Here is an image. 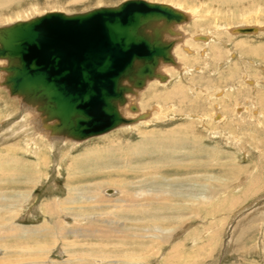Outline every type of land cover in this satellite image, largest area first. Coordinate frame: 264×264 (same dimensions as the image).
<instances>
[{
    "label": "rangeland",
    "instance_id": "rangeland-1",
    "mask_svg": "<svg viewBox=\"0 0 264 264\" xmlns=\"http://www.w3.org/2000/svg\"><path fill=\"white\" fill-rule=\"evenodd\" d=\"M121 1H123V0H77V1H75V0H10V1L4 0L3 1L2 0L0 2V25L9 24V23L17 21L19 19L26 20V19H29V18L34 17L36 15H41L47 11H52V10H59V11H65V12L71 13V12L84 11V10H87V9H90L93 7H98V6L115 5ZM149 1H157V0H149ZM158 1L159 2L165 1L166 3H171L173 5L174 4L177 5V3L182 4L183 9L188 10V8H190L189 9L190 11L189 10L188 11L191 13H194V11L197 10V12L195 11L197 13V16L194 15L192 21L190 23H188V25H184L182 27V29L185 28L184 30L187 31L186 33L187 34L190 33V35H194V33L195 34L200 33V34H209V35H212L213 37H215L214 39L211 38L212 41H210V44L208 43L209 46L206 45L207 49H208L207 50V52H208L207 57L206 58L201 57V53H200L201 49H200L199 45H197V44L195 45L196 42L192 39V37H189V39H190L189 42H191V43H189L190 44L189 46L192 49H194L195 54L194 55L188 54L183 48L178 49V53H179L178 56L180 55L179 56L180 61H182L183 64L185 63L184 64L185 66H188L186 69L187 72L184 71L182 74H180V72H177L178 70L173 67V68H171L172 71L170 73L172 75L173 74L175 75L176 73L177 74L175 76L173 75L172 83H170L171 85L164 86V85H161L162 83L160 84V82L157 81L159 84L157 82H153V83H151V85L148 86V89H146L147 91L145 92L146 94L144 93L146 95V97L143 95V98H142V106L146 109H149L152 105H157L158 102H159L160 106L163 105L161 107V109H162V113L164 111V114L160 113V114H158V116L156 115V117L158 119L156 117H154V119L152 118L153 119L152 120V119H149L151 117V116H149V118H147L146 120L139 121V125H136L137 127L134 126L132 128L131 127L129 128V125L127 127L124 126V129H122L123 127H120V129L118 128V129L113 130L112 132H109L107 134H104V135H101L98 137H93L92 139H90V141H89L90 143H86V144L83 143V144H78V145L68 144V145L64 146L65 148L63 146H62V148L59 146V148L56 149L55 151H52L48 147H46V146H48V145H46V142L42 143L39 140L37 141V143L38 142H40V143L35 144V145H33V144L30 145V148H28V150H26L25 148L12 149L10 146L5 145L6 144L5 140H3L1 137L0 142L2 139L3 143L2 142L0 143V264H25V263L27 264L31 260L36 261L39 258V256H38L39 252L43 249L42 245H44V244L47 248V249L44 248L45 253H43V256L47 257V259L46 258L45 259L48 260L49 258H52L54 260H58L57 263L63 261V264H70V263L75 264L76 262H78V258L76 260V258H74L75 256L81 257L82 259L80 262H82L83 264H107V262H108V264H111L109 261H107L105 259L112 260V259H116V258L118 260L122 259L121 261H123V262H119L118 264H129L131 261L136 263V264H139L138 262H140V261L143 264H264V249H263L264 248V212H263V214H261L260 213L261 210L257 211V209H259V208H262V210L264 211V200L261 203L262 205L260 204L254 208L252 206V205H256L258 200L261 201V199H264V131H263L264 128L259 127L260 128L259 129V128L255 127V123H257V122L256 121L254 122L253 117L249 118V115H247L248 117H245V118H246L247 122H249V123L245 126L246 127V129L244 128L245 131L242 130L238 134V139L240 138L239 139V143H240L239 148L240 149H238V147L235 146V141H233L234 138H230L231 140L226 139L224 137V133L222 136H219L221 134L215 133L217 135L216 136L215 134H210L211 131L203 132V131H201V128L199 127V125H197V127L199 128L198 133H200V131H201V133H200L201 138H200V136L198 138H200L199 140H201V141L196 146H192V147L188 146V148H187V146L186 147L183 146L182 142H180V144L178 146H175L173 148L171 146L172 143L170 144V141H171L170 139L168 141H165V140H167V138L163 139L161 137V135H164V133L173 132L172 131L173 129H174V131H180V129H182L184 127L185 123L188 124L187 120H185V117L187 118L188 113L198 114V116L201 115L202 118H204L205 116L208 117L209 115L211 117L214 116L213 114H215V110H214L215 108L212 105H213V101L214 100L216 101L217 98H212L213 99L212 102L209 100L207 101L206 100L207 96L205 94L206 91L201 92L203 89L204 90L207 89V91L209 89V90H211V92H214L215 89L223 88L226 91H228L227 93L229 95H231V97L233 98V99L232 98L231 99L233 101L236 98L240 102H243V99H242L243 96L248 95V93L250 95L252 92H253V95L255 93H256V95H257V93L264 94V87H262V86H264V81H263V79H264V60H263L264 58L263 57L264 56L263 55L257 56L258 55L257 53H251V51H252L251 49L259 48L260 45H261V47H263V45H264V32L259 33L260 34V35L258 34L259 36L258 35L257 36H251L252 38L249 36L244 37L241 35L232 37V36H230L231 34L229 33V31L227 29V27H232V26L239 25V24H257L259 22H260V24H264V0H257L256 2L255 1L251 2L250 0H246V1L240 0L238 3H234L233 1H231V3H229L227 5H223L225 3H218L217 0H195V2H192V1L190 2L188 0L185 2L182 1V3L180 0H179L180 2H178V0L177 1L175 0L176 1L175 3L173 2V0L172 1L171 0H158ZM211 1L214 3L212 4ZM195 7H197L198 9ZM206 8L208 10H206ZM194 20L202 21V25H200V27L198 28L200 30V32H199V30L195 29V27H196V26H194L195 23H192ZM256 20H258V21H256ZM196 21H194V22H196ZM218 24L220 26H218ZM221 30H222V32H220ZM239 34H243V33H239ZM229 37H231V38H229ZM221 40H224L225 42L224 41L222 42ZM220 41L224 44H222ZM201 44H202V42H201ZM212 44H214V45L211 46ZM220 45H222V46H220ZM218 49H220V50H218ZM197 52H198V54H197ZM199 53H200V55H199ZM184 54H186V55H184ZM195 55H196V58L198 57L197 59H195ZM199 57L201 59H199ZM183 58L185 59V61ZM186 58H187V60L189 59L190 61L188 60V62H186ZM196 60H197V62H196ZM246 60L248 61V63L246 62ZM249 60H252L253 62L252 61L251 62L254 65ZM244 62L247 64H245ZM0 64H2V63L0 62ZM220 65H221V67H220ZM167 66H169V65H167ZM198 66L201 68L200 69L201 72H200V70H198L199 69ZM166 69H168V68H166ZM166 69H164V71H166ZM195 69H197V71H194ZM189 70H191V71H189ZM230 72L232 73V75ZM244 73H246L248 75L249 79H259L260 82L258 81L259 83L257 82L255 84V86H256L255 88H253L251 84L245 83V81L243 80ZM200 74L202 76H200ZM220 76H222L223 78ZM241 76H242V78H241ZM230 83H232V84H230ZM189 84H191V85H189ZM207 84H209V85H207ZM179 85L180 86L182 85L181 88H183L182 90L184 92L180 89H179V91H178V89H175V88H179L178 87ZM193 85H195V86H193ZM233 85H235V88ZM240 85H242V87ZM208 86H210V87L208 88ZM154 87H155V89H154ZM194 87H197V88L200 87L203 89L200 90V89H196ZM205 87H207V88H205ZM250 87H251V89H248ZM165 88H166V90H165ZM229 88H231L232 90ZM238 88H239V90H238ZM240 89L241 90L246 89V90L241 91ZM191 90H193V91L195 90L197 94L194 95V93H192L193 91H191ZM199 90H200V92H199ZM181 91H182V94H180ZM247 91H248V93H247ZM230 92L233 93L234 95L231 94ZM237 94H239V95H237ZM197 95H199V96H197ZM235 95H237V96H235ZM7 96H8V98H7ZM180 96H182V97H180ZM181 98L182 99L184 98V99L182 100ZM9 100H13L14 102L9 101ZM230 101L231 100H229V102ZM226 102H228V101H225V103ZM229 102H228V107L226 106V108H225L224 104L222 105V107H219L221 109L220 111L223 112L224 114H227V116L229 114H231V110L234 109L232 104L230 105ZM16 103H18V100L9 96V93L7 92L6 89H5V91L0 90V106H1L0 107V118H2L3 116L5 117L7 114H9V112L11 113L12 110L14 113V109H15V112L16 111L17 112L14 113V115H13V116H15L14 121L15 122L19 121V118H17V115H16L19 113L18 104H16ZM167 103H169V104H167ZM173 103H174V105H172ZM13 105H16V106H13ZM219 105H220V101H219ZM223 106H224V108H223ZM263 106H264V104L262 103L261 108L264 109ZM4 107H5V109H4ZM167 108H168V110H167ZM228 108H230V109L228 110ZM204 113H206V114H204ZM259 116H260V119H262V122H264V118H263L264 113L260 114ZM164 117H165V119H163ZM250 120H252V122ZM146 121H148V122L146 123ZM195 124H196V122H195ZM252 125L254 126L255 130L253 129ZM130 126H132V125H130ZM250 128H252V129H250ZM202 129H204V128H202ZM205 129H207V128H205ZM141 130H143V131H141ZM226 130L229 131L231 129L228 128ZM150 131L155 132V133L152 134ZM146 132H149V133L146 135ZM162 132H163V134H162ZM227 134H226V137H229V133H227ZM159 135H160V137H159ZM248 135H249V137H248ZM257 136H258V138H257ZM28 137H30V135H26V138H28ZM144 137H146V138H144ZM157 137H158V139H156ZM143 138L144 139L148 138L150 141L147 139V141L145 140L147 143H145ZM241 138H242V140L244 139L243 142H242ZM141 139H142L143 143H142ZM154 139L157 140L156 141L157 143L153 142V141H155ZM160 140H162V141L160 142ZM151 141L155 145L152 144ZM16 142H19V141H16ZM131 143L133 145L134 144L139 145V147H138L139 152L138 153H135L134 149L131 148L132 147ZM21 144H23V142ZM166 144L168 147L166 146ZM169 144H170V147H169ZM44 145H46V146H44ZM115 145L117 146V148ZM180 145H182V147ZM36 146L39 147V149L37 148L38 151L35 150ZM127 146L128 147L130 146V148H128ZM95 147L98 148L97 152L99 150L100 153L96 152L95 154H93L91 156L90 160H88V162H86V158L79 159L77 162L78 166H80L79 169H77L75 171H70V172H72L70 175L69 170L67 169V166L71 162L72 158L74 156L75 157H77V156L82 157L85 155V150L91 149V148L93 149ZM145 147H147L148 149H146ZM149 147H151V148L149 149ZM164 147H167V148L164 149ZM184 147H185V149H184ZM101 148H102V150H105L106 152L102 151ZM158 148H159V150H158ZM168 148H170V149L168 150ZM181 148H182V150H181ZM141 149H143V150H141ZM191 149H193V150L191 151ZM40 150H41V154L39 152ZM46 150H47V152H46ZM109 150H110V152H109ZM148 150H149V152H148ZM164 150H166V151H164ZM170 150H173V151L170 152ZM209 150H210V152H209ZM146 151L149 154L146 155V153H147ZM151 151H152V153H150ZM195 151H196V154L194 155ZM221 151H223L224 153ZM130 152H131V155H130ZM132 152H133V154H132ZM168 152H170V153H168ZM175 152H176V154H175ZM215 152H216V154H215ZM101 153H103V154L101 155ZM112 153L114 154V156ZM171 153H172V155H171ZM211 153H213L214 156ZM64 154H67L68 156L70 155V157H68L67 155L65 156ZM99 154H100V157L102 156L101 158L99 157ZM168 154H170V157ZM40 155L43 158V160L45 159V161H44L45 163L44 162L42 163L43 165L40 167V169H39L40 173H39L37 171L38 165L34 166V162H35L34 160H38V156H40ZM110 155H111V157H110ZM141 155H146V156L142 157ZM150 155H152L153 157ZM157 155H158V157H157ZM165 155H166L167 160L165 159V157H163ZM185 155H186V157H185ZM120 156L123 158H121ZM159 156H161V157H159ZM190 156H192V157H190ZM10 157L14 158L13 161H18L16 163H20V162L22 163V164L21 163L15 164L13 166L17 167V169L19 171V172L17 171L18 173H20V172H22V174L24 173V177L22 175L15 176L13 178L11 177L8 170H10L9 167L12 164L6 163V161H7L6 158H10ZM176 157H179V158L176 159ZM197 157H199L200 159ZM111 158H113V159H111ZM168 158L170 161L169 163H168ZM109 159L111 160V162ZM151 159H153V160H151ZM160 159L161 160L163 159V160L161 161ZM102 160H104V161H102ZM106 160L108 161L107 163H106ZM144 160H145V162H143ZM154 160L155 161L157 160V165L159 163L158 167L156 166V162H154ZM158 160L161 162H159ZM172 160L175 164L172 162ZM188 160H190V161H188ZM193 161H194V163H193ZM148 162L150 163V165ZM164 162H165L166 167L163 164ZM81 163L83 165H81ZM152 163H154L153 164L154 168L151 167ZM197 163H199V164L196 165ZM124 164H125V166H123ZM113 165L115 167L117 166L118 168L120 166L119 169H122L121 172L118 171L117 167L114 168ZM121 165H122V168H121ZM136 165L138 166V168ZM139 165H140V167H139ZM184 165L186 166V168H184L185 167ZM144 166L145 167L148 166V167L145 169ZM159 166L160 167L163 166V167L160 168ZM197 167H199V168H197ZM32 168H34V169H32ZM105 168H107V169H105ZM148 168H150L151 170ZM174 169H176V171ZM126 170H128V171H126ZM131 170H132V172H131ZM149 170L150 171L155 170L153 177L155 178V176H156L157 179H154V180L149 182V184H151L152 186L149 185L148 183L145 186L149 187L148 189H153V191L156 193V196L153 195V197H155V199H153V200L155 202H157L159 200L157 203L154 202L150 206L151 208H148V206L142 207V208L139 207L140 210H139V208H137V210L134 209L135 214L130 213V215H129L128 213L120 212V208L118 206L117 207L113 206L112 204H117L115 202L114 203L113 202L112 203H106L104 205L105 208L102 206L103 210L101 208L98 209V207L91 204L90 207L88 206L86 208L87 211H85V212H87V213L90 212L98 218H99V214L101 213V211L103 213L108 208H109L108 210L112 209L111 212H113L114 214L111 216L108 215L110 218L108 216H106L109 219V221H111V223H110L111 226L112 225L114 226V227H112V228H114V231L112 230V232H113L112 236L104 237V238L88 236V237H85V238L82 237L79 239H76L73 235L70 236V234L66 235V237L59 236V231L61 228H64V229L72 228L70 220L65 221V218L63 216L65 215L67 217H71L72 216V214H70L71 211H68V210H69V208L74 207V205L62 204V202L66 201L69 196H70V199L72 198V195H71L72 193H74L73 194L74 196H77L79 194H86V195L91 194V196L92 195H94V196H98V195L101 196L102 195L103 197H111V196L118 195L117 192H119L118 189L120 188L121 192L123 191V195L128 193V195H130L132 198L135 197V199L140 201V199H142V198H140V197L138 198V195L137 194L135 195V192L137 191V188L143 186L142 185V183L144 181V178H142L144 176L143 174L146 171L148 172ZM168 170H170V171H168ZM230 170H231V172H228ZM137 171H138V173H137ZM142 171L143 172L145 171V172L143 173ZM157 171H159L160 173ZM180 171H182V172H180ZM196 171L199 173L197 174ZM108 173H110V175H108ZM134 173H135V175H133ZM187 173H189V174H187ZM113 174H114V176H113ZM115 174H117V176ZM231 174L233 176H231ZM168 175L170 176V178ZM72 177H74V178H72ZM137 177H138V179H136ZM186 177H188L187 179L190 178L189 181L186 179ZM195 177L197 178V180L199 179V181H200V182H198L196 180L197 184L195 182V179H196ZM146 178H148V177H146ZM227 178H230L229 182H230V184H233V185H230L229 187L224 186V182H225V180H227ZM124 179H126V180L124 181ZM177 179H178V181H177ZM110 180H112V181L114 180V182H115V180H116V182H117V180H119V182H120L119 184H122V186H118V184L117 185H111V186L106 185L105 183L107 181H110ZM141 180H143V181H141ZM233 180H234V182H233ZM130 181H132V182H130ZM179 181H181V182H179ZM54 182L56 183V186L52 187V184ZM168 182H169V184H168ZM189 183H190V185H189ZM193 183H195V184H193ZM127 184H129V185L131 184L130 186H133V187L127 186ZM191 184H193V185H191ZM99 185H102L100 190L97 191V190L93 189L94 187H96V186L98 187ZM136 185H139V187H137ZM168 185H170L172 187H170ZM234 186H236V187H234ZM112 187H115V188H112ZM153 187H155V188H153ZM192 187H194V188H192ZM195 187L202 188L201 189L202 191L200 190V188L198 189ZM246 187H247V190H246ZM132 188L134 189L135 192L133 191ZM187 188H189V189L186 191ZM206 188H207V190H206ZM208 188L209 189L211 188V189L209 190ZM213 188H214V190H213ZM109 189H115V190H117V192L116 193H109V191H108ZM156 190L159 191L158 192L159 195H158ZM198 190H200L199 193H198ZM191 191L193 192V194ZM131 193H133V195ZM211 193H212V195H211ZM191 194L194 195V196H192L193 199L190 197ZM196 194L197 195L199 194L200 196L199 195L197 196ZM143 196L145 197L146 194H144ZM157 196H158V198L161 197L162 199L156 198ZM26 200H28V201H26ZM55 200H59L61 206L55 205L54 204ZM177 200H178V202H177ZM193 200L194 201L197 200L196 203ZM24 203L25 204L28 203V204L25 205ZM177 203H179V205ZM247 204H250V207H252L251 212H250V209L247 211H244V212L242 211L244 207L248 206ZM50 205H52V206H50ZM109 205H111V207ZM20 206H22L23 210L21 208H19ZM76 206L78 207L77 204H75V207ZM29 207H30V209H29ZM62 207H67L68 210H67V208H65V211H64V209H62ZM156 207H157V209H156ZM48 208H51V210L53 211L52 215L49 214V212L46 213V211H47L46 209H48ZM146 208H148L149 210ZM13 209H15V210H13ZM240 209H242V210H240ZM16 210H17V212H16ZM113 210H115V211L117 210V211L115 212ZM179 210H180V212H179ZM144 211H145V213H144ZM240 211H241V213H240ZM138 212H139V215H138ZM146 212H148L149 215H147L148 213H146ZM24 213L26 216L24 215ZM153 213H154V215H153ZM141 214H143V215L141 216ZM14 215H15V217H14ZM152 215L154 217H152ZM10 216H13V218L10 219ZM18 216L20 218L21 217H23V218L20 219ZM113 216H115V217H113ZM133 216H134V218H133ZM106 217H104V219H102V220H96L94 222L89 221L88 222L89 227L91 229H93V228L97 229L98 228L99 230H105L107 228H108V230L112 229L110 225L106 224V221H105ZM122 217L124 219H122ZM135 217H137V218H135ZM138 218H139V220H137ZM135 219L137 221H135ZM151 219H152V221H151ZM43 220L45 221L46 224H48L49 226H52L51 227V234L47 235V232H49V231H46V232L43 231V233H42V232H39L38 229H34V226H36L37 223L41 224L43 222ZM115 220L116 221L118 220L117 223ZM129 220L133 223H129L130 222ZM154 220H155V222H154ZM78 221H80V220H78ZM124 222L126 224L125 226L126 227L128 226V228L129 227L130 228L128 230V228H125V226H123L122 230L124 232L123 233L124 235L122 234L120 236V233H118L119 234V236H118V234L115 233V230L120 229L122 227V225L124 224ZM138 222L139 223L141 222V224H139ZM151 222H152V224H151ZM57 223H58L59 227H57L58 225L56 226ZM81 223L82 222H79V223H77V225H80ZM112 223H114V224H112ZM18 224L19 225L21 224L22 226L27 227V228H25L27 231L26 230L24 231L23 229H22V231L18 230L19 226L15 227L16 229L10 228L11 226H14V225L17 226ZM39 224H37V225H39ZM54 224H55V226H54ZM154 224H156V225H154ZM139 225L142 226V229H141V226H139ZM80 226H82V225H80ZM93 226H95V227H93ZM119 226H120V228H119ZM76 227H78V226H76ZM135 227H138V228H135ZM144 227L147 229V233H146V229H144ZM153 228H154V230H153ZM167 228L175 229V233L173 232L174 235L172 234L171 237L164 240V239H162L163 236H162L161 231H163V233H164V231H166V232L170 231ZM28 229L31 231H29ZM138 229H140V230L138 231ZM233 230H236V232L234 234L235 236L232 233ZM142 231H144L145 233H143ZM132 232L133 233L135 232L134 235ZM136 232H137V236H136ZM141 232L143 235L141 234ZM129 233H131V234H129ZM24 234H26L25 237L22 236ZM148 234L149 235L151 234V235L149 236ZM16 235H17V237H16ZM129 235H130V237H129ZM131 235L133 237H136V240H135V238H132ZM144 235L147 236L148 238L147 237L142 238V239L139 238V237H143ZM7 236L11 237V238H6ZM127 236L131 239H129ZM151 236H153V237H151ZM121 237H123V238H121ZM55 238L60 239V242H57L58 240L55 241L56 240ZM65 238H66V241L64 240ZM115 238H117L119 242L117 240L115 241ZM127 238L129 240H126ZM137 238L140 241H138ZM47 240H48V242H47ZM85 240H86V242H84ZM120 240H122V241H120ZM143 240H145L144 241L145 243H143ZM45 241H46V243H45ZM49 241H50V243H49ZM131 241L133 244L131 243ZM55 242H57L56 243L57 245L54 247L53 243H55ZM65 242H68L69 244H78L79 246L77 248H72V246H71V249L74 250V253L71 254V253H69V250H68V252L66 251V254L63 257L59 253V251H57V250L61 245H65ZM26 243H28V247H26L27 246ZM81 243H84V246L81 245ZM90 243H91V245H95V248L91 249V247L88 246V245H90ZM96 243H98L97 247H96ZM127 243H128V245H131V248H133V249L129 248L128 249L129 251L124 250V251H119V252H116V251L113 252L111 250H106V248H105V245H107V244H109V245H112V244H124V245H126ZM137 244H139V245H137ZM132 245H133V247H132ZM142 245H143V247H142ZM85 246H86V249L87 248H90V249L85 250L84 249ZM32 248L35 250H33ZM68 248H70V247H68ZM260 248H262V249H260ZM10 249H11V251H10ZM111 249H112V247H111ZM136 249H138L140 251H138V250L136 251ZM26 250H28V251H26ZM37 250L38 251L40 250V251L37 252ZM96 250H97V252H96ZM12 251H13V253H12ZM14 252H16V253H14ZM34 252H35V254H34ZM100 252H102L101 255L99 254ZM105 252H107L108 254ZM48 253H49V255H48ZM103 253H104V255H103ZM135 253H136V255H134ZM4 254L5 255L7 254V255L5 256ZM131 254H133V255H131ZM113 256H114V258H113ZM18 258H20V259L18 260ZM23 258H26V259L24 260ZM66 258L70 259L69 262H64V260H67ZM102 258H104V259L102 260ZM132 258H134V260H132ZM22 260H24V261L22 262ZM100 260H101V262H100ZM125 260H126V262H128L130 260V262L126 263ZM59 264H61V263H59Z\"/></svg>",
    "mask_w": 264,
    "mask_h": 264
},
{
    "label": "water",
    "instance_id": "water-1",
    "mask_svg": "<svg viewBox=\"0 0 264 264\" xmlns=\"http://www.w3.org/2000/svg\"><path fill=\"white\" fill-rule=\"evenodd\" d=\"M187 18L169 3L123 0L0 25L1 84L35 107L52 135L84 140L107 133L135 122L120 110L127 94L167 79L161 63H176L175 41L167 37Z\"/></svg>",
    "mask_w": 264,
    "mask_h": 264
},
{
    "label": "bare ground",
    "instance_id": "bare-ground-1",
    "mask_svg": "<svg viewBox=\"0 0 264 264\" xmlns=\"http://www.w3.org/2000/svg\"><path fill=\"white\" fill-rule=\"evenodd\" d=\"M2 1V0H1ZM0 1V2H1ZM4 1V0H3ZM10 1V0H9ZM75 1H77V0H75ZM172 1V0H171ZM177 1V0H176ZM175 0H173V2L175 3L176 2ZM181 1V3H182V1H188V0H180ZM179 0H178V2H180ZM190 2L192 1V2H195V0H189ZM231 1H233L234 3H238L240 0H217V2L218 3H225V4H223V5H227V4H229V3H231ZM242 1H244V0H242ZM246 1V0H245ZM251 2L253 1H257V0H250ZM157 2H159L158 0H157ZM212 2V1H211ZM216 2V1H215ZM232 2V3H233ZM120 3V2H119ZM163 3H166L165 1L163 2ZM207 3V2H206ZM214 2H212V4H213ZM259 3V2H258ZM118 4V3H117ZM169 4H171V3H169ZM116 5V4H115ZM171 5H173V4H171ZM193 5V4H192ZM206 5V4H205ZM174 7H176V8H178V9H180V10H182L186 15H187V20L186 21H183V22H181V23H178L176 26H175V29L177 30V35H175V36H173V37H170V36H168L167 38H170V39H173L174 41H175V45H174V47H173V55H174V58H175V61H176V63H161V65H160V67H159V71L160 72H162V73H164V74H166L168 77H167V79L165 80V81H161L160 79H158V78H154V79H151V80H148L147 81V83H146V85H145V87H143L142 89H137V92L136 93H130V94H127V102H126V104L124 105V106H122L121 108H120V110H121V112H122V114L126 117V118H135V122H133V123H124V124H122V125H120V126H118L117 128H115V129H113V130H116V129H120V127H123L122 129H124V126L125 127H127L128 125H129V128L131 127H134V126H136V125H139V121H141V120H146L147 118H149V116H151L149 119H154V117H156V115L158 116V114H160V113H162V109H161V107L163 106H160L159 105V102H158V104L157 105H150L151 107L149 108V109H146V108H144L143 106H142V98H143V95L146 97V89H148V86L149 85H151V83H153V82H160V84L161 85H164V86H166V85H171L170 83H172V79H173V75L170 73L171 71H172V69L171 68H175V69H177L178 71L177 72H180V74H182L184 71H186V69H187V67L188 66H185L183 63H182V61H180V55L178 56V49H180V48H183L188 54H195V51H194V49H192L189 45V43H191V42H189L190 41V39H189V37H192V39L196 42L195 43V45L197 44V45H199V47H200V53H201V57H203V58H206L207 57V54H208V52H207V46H209V44H210V41H212L211 40V38H215V37H213L212 35H209V34H200V33H194V35H190V33L189 34H187L186 32L187 31H185L184 29H182V27L184 26V25H188V23H190L191 21H192V19H193V16L195 15V16H197V10H195L194 11V13H191V12H189L190 10V8H188V10H186V9H183V7H182V4H178L177 3V5H173ZM209 6V5H208ZM98 7H100V6H98ZM199 7V6H198ZM93 8H95V7H93ZM93 8H90V9H93ZM195 8H197V7H195ZM251 8V7H250ZM90 9H87V10H90ZM198 9V8H197ZM202 9V8H201ZM210 9V8H209ZM206 10H208L207 8H206ZM241 10V9H240ZM52 11H59V10H52ZM84 11H86V10H84ZM210 11V10H209ZM65 12V11H64ZM206 12V11H205ZM68 13V12H67ZM72 13V12H71ZM247 14V13H246ZM202 15V14H201ZM204 18V17H203ZM19 20H22V19H19ZM261 20V19H260ZM18 21V20H17ZM194 21H196V20H194ZM192 22V23H195V25L194 26H196L195 27V29H197V30H199L198 28L200 27V25H202V21H196V22ZM256 21H258V20H256ZM205 22V21H204ZM191 23V24H192ZM190 24V25H191ZM192 26V25H191ZM218 26H220L219 24H218ZM224 26V25H223ZM222 26V27H223ZM186 27V26H185ZM239 27H254L255 28V30L254 31H251V32H246V33H243V34H239V33H241V32H239V31H237L238 30V28ZM193 28V27H192ZM201 29V28H200ZM220 29V28H219ZM227 29H228V31H229V33L231 34L230 36H232V37H234V36H239V35H241V36H249V37H251V36H257L259 33H262V32H264V24H260V22L259 23H257V24H239V25H235V26H232V27H227ZM199 32H200V30H199ZM220 32H222V30L220 31ZM219 32V33H220ZM228 33V32H227ZM192 34V33H191ZM214 34V33H213ZM217 35V34H216ZM220 35V34H219ZM226 35V34H225ZM260 35V34H259ZM258 35V36H259ZM229 38H231V37H229ZM239 38V37H238ZM248 38V37H247ZM252 38V37H251ZM189 39V40H188ZM250 39V38H249ZM216 40V39H215ZM218 40V39H217ZM220 40V39H219ZM222 42L224 41V40H221ZM220 41V42H221ZM201 42H202V44H201ZM221 42V43H222ZM225 42V41H224ZM244 42V41H243ZM194 43V42H193ZM192 43V44H193ZM209 43V44H208ZM241 43V42H240ZM218 44V43H217ZM216 44V45H217ZM222 44H224V43H222ZM262 44V43H261ZM207 45V46H206ZM214 44H212L211 46H213ZM227 45V44H226ZM229 45V44H228ZM245 45V44H244ZM243 45V46H244ZM247 45V44H246ZM194 46V45H193ZM219 46V45H218ZM220 46H222V45H220ZM224 46V45H223ZM248 46V45H247ZM255 46V45H254ZM253 46V47H254ZM195 47V46H194ZM217 47V46H216ZM198 49V48H197ZM213 49V48H212ZM211 49V50H212ZM248 49V48H247ZM255 49V48H254ZM254 49H251L252 51H251V53H257L256 55L257 56H259V55H263L264 56V45H263V47H261V45H260V47L259 48H256L255 50ZM216 50V49H215ZM218 50H220V49H218ZM243 50V49H242ZM230 51V50H229ZM215 52V51H214ZM184 53V52H183ZM200 53H199V55H200ZM182 54V53H181ZM197 54H198V52H197ZM196 54V55H197ZM218 54V53H217ZM246 54V53H245ZM184 55H186V54H184ZM183 55V56H184ZM196 55H195V59H197L196 58ZM216 55V54H215ZM191 56V55H190ZM220 56V55H219ZM231 56V55H230ZM233 56V55H232ZM260 56V57H261ZM209 57V56H208ZM213 57V56H212ZM218 57V56H217ZM228 57V56H227ZM190 58V57H189ZM215 58V57H214ZM264 58V57H263ZM184 59V58H183ZM199 59H201L200 57H199ZM189 60V59H188ZM188 60H187V58H186V62H188ZM209 60V59H208ZM264 60V59H263ZM184 61H185V59H184ZM190 61V60H189ZM202 61V60H201ZM227 61V60H226ZM232 61V60H231ZM250 62L252 61V60H249ZM0 62L2 63V64H0V65H4V64H6V61L5 60H0ZM196 62H197V60H196ZM246 62L248 63V61L246 60ZM253 62V61H252ZM251 62V63H252ZM195 63V62H194ZM208 63V62H207ZM242 63V62H241ZM245 63V62H244ZM247 63H245V64H247ZM199 64V63H198ZM223 64V63H222ZM253 64V63H252ZM167 65H169V66H167ZM188 65V64H187ZM254 65V64H253ZM230 66V65H229ZM228 66V67H229ZM243 66V65H242ZM168 68V69H166V68ZM190 67V66H189ZM220 67H221V65H220ZM238 67V66H237ZM199 68V69H198ZM198 70H200L201 68L198 66ZM164 69H166V71H164ZM197 69H195L194 71H197ZM210 69V68H209ZM208 69V70H209ZM235 69V68H234ZM249 69V68H248ZM218 70V69H217ZM230 70V69H229ZM189 71H191V70H189ZM188 71V72H189ZM187 72V71H186ZM200 72H201V70H200ZM212 72V71H211ZM232 72V71H231ZM230 72V73H231ZM175 73V72H174ZM240 73V72H239ZM243 73V72H242ZM177 74V73H176ZM175 74V75H176ZM194 74V73H193ZM254 74V73H253ZM4 75H5V73L3 72V71H0V90H3V91H5V89L7 90V92L9 93V96H11L12 98H15V99H17L18 100V103H16V104H18V110H19V113L18 114H16L17 115V118H19V121H14V119H15V116H13L14 115V113H16L15 112V107L13 108L14 109V113H13V110L11 111V113L9 112V114H7L4 118L2 117V118H0V138L2 137V139L3 140H5V145H7V146H10L12 149H18V148H20V149H22V148H25L26 150H28V148H30V145H35V144H38V143H40V142H38L37 143V141L39 140V141H41L42 143H45L46 142V145H48V146H46V145H44V146H46V147H48L50 150H52V151H55L56 149H58L59 148V146L62 148V146L64 147V146H66V145H68V144H71V145H78V144H86V143H90L89 141H90V139H92L93 137H98V136H101V135H104V134H107V133H109V132H112L113 130H111V131H109V132H107V133H104V134H101V135H97V136H93V137H89V138H87V139H84V140H75V139H72V138H70V137H66V136H61V135H52L51 134V132L48 130V129H46L45 127H44V124H43V121H42V118H41V116H40V113L37 111V109L35 108V107H32L31 105H28V104H26V103H24L23 101H22V99H21V97H19V96H16V95H11L10 94V92H9V90H8V88L5 86V85H2L1 83H2V81H3V78H4ZM174 75V76H175ZM185 75V74H184ZM183 75V76H184ZM231 75H232V73H231ZM199 76V75H198ZM200 76H202L201 74H200ZM195 77V76H194ZM205 77V76H204ZM203 77V78H204ZM220 77H222V76H220ZM233 77V76H232ZM175 78V77H174ZM184 78V77H183ZM223 78V77H222ZM241 78H242V76H241ZM240 78V79H241ZM226 79V78H225ZM228 79V78H227ZM243 80L245 81V83L247 84V83H249V84H251L252 85V87L253 88H255L256 86H255V84L259 81V79H249V77H248V75L246 74V73H244V75H243ZM174 81V80H173ZM229 81V80H228ZM262 81V80H261ZM263 81H264V79H263ZM262 81V82H263ZM157 82V83H158ZM189 82V81H188ZM232 82V81H231ZM260 82V81H259ZM258 82V83H259ZM229 83V82H228ZM244 83V82H243ZM159 84V83H158ZM180 84V83H179ZM188 84V83H187ZM214 84V83H213ZM222 84V83H221ZM230 84H232V83H230ZM263 84V83H262ZM176 85V84H175ZM189 85H191V84H189ZM196 85V84H195ZM195 85H193V86H195ZM207 85H209V84H207ZM218 86V85H217ZM230 86V85H229ZM234 86V88H235V85H233ZM241 87H242V85H240ZM249 86V85H248ZM179 88H175V89H178V91H179V89L180 90H182L183 88H181L182 87V85L180 86H178ZM192 87V86H191ZM210 86H208V88H209ZM239 87V86H238ZM245 87V86H244ZM262 87H264V86H262ZM5 88V89H4ZM194 88H196V89H200V90H202L203 88H200V87H194ZM205 88H207V87H205ZM215 88V87H214ZM217 88V87H216ZM240 88V87H239ZM239 88H238V90H239ZM246 88V87H245ZM151 89V88H150ZM154 89H155V87H154ZM158 89V88H157ZM169 89V88H168ZM185 89V88H184ZM211 89V88H210ZM229 89H231V88H229ZM248 89H251V87L250 88H248ZM257 89V88H256ZM255 89V90H256ZM165 90H166V88H165ZM200 90H199V92H200ZM232 90V89H231ZM241 90V89H240ZM242 90H246V89H242ZM241 90V91H242ZM254 90V91H255ZM259 90V89H258ZM150 91V90H149ZM177 91V92H178ZM183 91V90H182ZM182 91H181V93L180 94H182ZM188 91V90H187ZM191 91H193V90H191ZM198 91V90H197ZM206 91V96H207V98H206V100L208 101H211L212 102V98H217L216 99V101L214 100L213 101V105L212 106H214V110H215V114H213L214 116L213 117H211L210 115L207 117V116H205L204 118H202V116L201 115H199L198 116V114H194V113H188V115H187V118L185 117V120H187V122H188V124L187 123H185V125H184V127L182 128V129H180V131H174V129L172 130L173 132H170V133H164V135H161V137L164 139H166L167 138V140H165V141H168L169 139L171 140L170 141V144H171V146L174 148L175 146H178L179 144H180V142H182V145L183 146H187V148H188V146H190V147H192V146H196L197 144H199V142L201 141V140H199L200 138H201V135H200V133H201V131H203V132H207V131H211L210 132V134H221V135H219V136H222L223 135V133H224V137L226 138V139H230V138H234V140L233 141H235V146H237L238 147V149H240L239 147H240V143H239V139H238V134L242 131V130H244L245 131V129H246V125L249 123V122H247V120H246V118L245 117H248L247 115H249V118H254V122L256 121L257 123H255V127H257V128H264V122H262V119H260V114H263L264 113V109L263 108H261V106H262V103L264 104V94H261V93H257V95H256V93L253 95V92L251 93V95L248 93V91H247V93H248V95H245V96H243V102H240L238 99H234V101L232 100L233 98L231 97V95H229L227 92L228 91H226L225 89H223V88H219V89H215L214 90V92H211V90H209L208 89V91H207V89L206 90H202L201 92H205ZM213 91V90H212ZM261 91V90H260ZM169 92V91H168ZM176 92V93H177ZM184 92V91H183ZM198 92V93H199ZM240 92V91H239ZM145 93V94H144ZM150 93V92H149ZM175 93V92H174ZM192 93H194V95H196L197 93H196V91L194 90ZM231 93V92H230ZM237 93V92H236ZM235 93V94H236ZM148 94V93H147ZM186 94V93H185ZM201 94V93H200ZM231 94H233V93H231ZM4 95V94H3ZM158 95V94H157ZM161 95V94H160ZM177 95V94H176ZM193 95V94H192ZM234 95V94H233ZM232 95V96H233ZM237 95H239V94H237ZM237 95H235V96H237ZM197 96H199V95H197ZM158 97V96H157ZM180 97H182V96H180ZM202 97V96H201ZM204 97V96H203ZM223 97V98H222ZM7 98H8V96H7ZM186 98V97H185ZM195 98V97H194ZM232 98V99H231ZM238 98V97H237ZM164 99V98H163ZM182 99V98H181ZM184 99V98H183ZM182 99V100H183ZM240 99V98H239ZM205 100V101H206ZM229 100H231L230 102H229ZM5 101V100H4ZM9 101H13V100H9ZM150 101V100H149ZM155 101V100H154ZM219 101H220V105H219ZM225 101H228L229 102V104L231 105L232 104V106L234 107V109H232L231 110V114H229L228 116H227V114H224L223 112H221L220 110V108L219 107H222V105L224 104L225 105V108H226V106L228 107V102H226L225 103ZM14 102V101H13ZM12 102V103H13ZM147 102V101H146ZM173 102V101H172ZM4 104V103H3ZM167 104H169V103H167ZM177 104V103H176ZM205 104V103H204ZM12 105V104H11ZM145 105V104H144ZM166 105V104H165ZM172 105H174V103L172 104ZM202 105V104H201ZM3 106V105H2ZM13 106H16V105H13ZM132 106H135L136 107V109L135 110H133L132 109ZM186 106V105H185ZM211 106V107H212ZM1 107V106H0ZM12 107V106H11ZM264 107V106H263ZM186 108V107H185ZM206 108V107H205ZM223 108H224V106H223ZM231 108V107H230ZM230 108H228V110L230 109ZM4 109H5V107H4ZM177 109V108H176ZM194 109V108H193ZM166 110V109H165ZM167 110H168V108H167ZM175 110V109H174ZM184 110V109H183ZM207 110V109H206ZM224 110V109H223ZM172 111V110H171ZM176 111V110H175ZM4 112V111H3ZM185 112V111H184ZM198 112V111H197ZM196 112V113H197ZM213 112V111H212ZM169 113V112H168ZM174 113V112H173ZM183 113V112H182ZM207 113V112H206ZM206 113H204V114H206ZM214 113V112H213ZM2 114V113H1ZM162 114H164V111H163V113ZM185 114V113H184ZM142 115H145V116H143L142 117ZM178 115V114H177ZM160 116V115H159ZM183 116V115H182ZM14 117V118H13ZM157 118V117H156ZM162 118V117H161ZM264 118V117H263ZM152 119V120H153ZM158 119V118H157ZM163 119H165V117L163 118ZM184 119V118H183ZM151 120V121H152ZM158 121V120H157ZM165 121V120H164ZM181 121V120H180ZM251 122H252V120H250ZM148 121H146V123H147ZM186 122V121H185ZM195 122H196V124H195ZM253 122V123H254ZM158 123V122H157ZM252 123V124H253ZM130 125H132V126H130ZM197 125H199V127L201 128V131H200V133H198V127H197ZM214 125V126H213ZM251 125V124H250ZM249 125V126H250ZM253 126V125H252ZM137 127V126H136ZM179 127V126H178ZM177 127V128H178ZM248 127V126H247ZM202 128H204V129H202ZM205 128H207V129H205ZM231 129V130H226V129ZM245 128V129H244ZM259 128V129H260ZM172 129V128H171ZM250 129H252V128H250ZM249 129V130H250ZM253 129H254V126H253ZM159 130V129H158ZM177 130V129H176ZM248 130V129H247ZM255 130V129H254ZM253 130V131H254ZM258 130V129H257ZM141 131H143V130H141ZM145 131V130H144ZM166 131V130H165ZM195 131V132H194ZM213 131V132H212ZM264 131V130H263ZM152 134H154L155 132H152V131H150ZM157 132V131H156ZM252 132V131H251ZM256 132V131H255ZM149 132H146V135L148 134ZM150 133V134H151ZM227 133H229V137H226V134ZM246 133V132H245ZM145 134V133H144ZM162 134H163V132H162ZM179 134V135H178ZM215 134V135H216ZM243 134V133H242ZM254 134V133H253ZM257 134V133H256ZM26 135H30V137H28V138H26ZM143 135V134H142ZM177 135V136H176ZM204 135V134H203ZM228 135V134H227ZM149 136V135H148ZM151 136V135H150ZM154 136V135H153ZM152 136V137H153ZM200 136V138H198ZM213 136V135H212ZM217 136V135H216ZM251 136V135H250ZM255 136V135H254ZM151 137V138H152ZM159 137H160V135H159ZM248 137H249V135H248ZM144 138H146V137H144ZM143 138V139H144ZM161 138V139H162ZM247 138V137H246ZM245 138V139H246ZM257 138H258V136H257ZM2 139H1V142L3 143V141H2ZM108 139V138H107ZM148 139V138H147ZM147 139H144V141L146 140L147 141ZM156 139H158V137L156 138ZM217 139V138H216ZM105 140V139H104ZM149 140V139H148ZM155 140V139H154ZM192 140V141H191ZM231 140V139H230ZM241 140H242V138H241ZM16 141H19V142H16ZM141 141H142V139H141ZM145 141V143H147ZM150 141V140H149ZM148 141V142H149ZM157 140H155V141H153L154 143L156 142ZM162 140H160V142H161ZM164 141V140H163ZM225 141V140H224ZM244 141V139L242 140V142ZM249 141V140H248ZM0 142V143H1ZM23 142V144H21V143ZM152 141H151V143L152 144H154ZM159 142V143H160ZM217 142V141H216ZM142 143H143V141H142ZM150 143V142H149ZM157 143V142H156ZM168 143V142H167ZM231 143V142H230ZM121 144V143H120ZM132 144V143H131ZM165 144V143H164ZM170 144H169V147H170ZM217 144V143H216ZM225 144V143H224ZM12 145V146H11ZM126 145V144H125ZM145 145V144H144ZM151 145V144H150ZM155 145V144H154ZM158 145V144H157ZM163 145V144H162ZM161 145V146H162ZM182 145H180L181 147H182ZM234 145V144H233ZM250 145V144H249ZM24 146V147H23ZM107 146V145H106ZM113 146V145H112ZM116 146V145H115ZM141 146V145H140ZM153 146V145H152ZM166 146H167V144H166ZM242 146V145H241ZM45 147V148H46ZM128 147V146H127ZM139 145L138 144H132V149H134V151H135V153H138L139 152ZM168 147V146H167ZM167 147H164V149L165 148H167ZM171 147V148H172ZM185 147H184V149H185ZM189 147V148H190ZM244 147V146H243ZM37 148L39 149V147H37L36 146V149L35 150H37ZM65 148V147H64ZM116 148H117V146H116ZM128 148H130V146L128 147ZM146 149H148L147 147H145ZM151 147H149V149H150ZM160 148V147H159ZM159 148H158V150H159ZM195 148V147H194ZM193 148V149H194ZM11 149V150H12ZM94 149V150H93ZM91 148V149H87V150H85V155L84 156H80V157H73L72 158V160H71V162L68 164V166H67V169L69 170V174L71 175V173L72 172H70V171H75V170H77V169H79V167L80 166H78V160L79 159H84V158H86V162H88V160H90V158H91V156L93 155V154H95L96 152H97V147H95V148ZM100 149V148H99ZM122 149V148H121ZM131 149V150H132ZM145 149V150H146ZM170 148H168V150H169ZM193 149H191V151L193 150ZM196 149V148H195ZM212 149V148H211ZM210 149V150H211ZM45 150V149H44ZM70 150V149H69ZM101 150H102V148H101ZM108 150V149H107ZM141 150H143V149H141ZM140 150V151H141ZM167 150V151H168ZM181 150H182V148H181ZM197 150V149H196ZM210 150H209V152H210ZM13 151V150H12ZM38 151V150H37ZM68 151V150H67ZM66 151V152H67ZM102 151H105V150H102ZM101 151V152H102ZM153 151V150H152ZM152 151L150 152V153H152ZM164 151H166V150H164ZM171 151H173V150H170V152ZM176 151V150H175ZM179 151V150H178ZM177 151V152H178ZM190 151V150H189ZM188 151V152H189ZM190 151V152H191ZM202 151V150H201ZM14 152V151H13ZM30 152V151H29ZM40 152V154H41V150L39 151ZM46 152H47V150H46ZM50 152V151H49ZM70 152V151H69ZM98 152L100 153V151L98 150ZM97 152V153H98ZM106 152V151H105ZM109 152H110V150H109ZM108 152V153H109ZM129 152V151H128ZM143 152V151H142ZM147 152V151H146ZM145 152V153H146ZM148 152H149V150H148ZM146 153V155L147 154H149V153ZM155 152V151H154ZM157 152V151H156ZM162 152V151H161ZM170 152H168V153H170ZM180 152V151H179ZM217 152V151H216ZM216 152H215V154H216ZM221 152H223V151H221ZM198 153V152H197ZM220 153V152H219ZM224 153V152H223ZM222 153V154H223ZM244 153V152H243ZM38 154V153H37ZM51 154V153H50ZM70 154V153H69ZM103 153H101V155H102ZM106 154V153H105ZM113 154V153H112ZM123 154V153H122ZM132 154H133V152H132ZM154 154V153H153ZM164 154V153H163ZM162 154V155H163ZM175 154H176V152H175ZM196 154V151H195V153H194V155ZM200 154V153H199ZM198 154V155H199ZM211 154H213V153H211ZM210 154V155H211ZM221 154V153H220ZM65 156L67 155V154H64ZM126 155V154H125ZM130 155H131V152H130ZM146 155H141L142 157L143 156H146ZM159 155V154H158ZM158 155H157V157H158ZM167 155V154H166ZM166 155L165 156H163V157H165V159L167 160V158H166ZM169 155V157H170V154H168ZM171 155H172V153H171ZM183 155V154H182ZM188 155V154H187ZM197 155V156H198ZM209 155V156H210ZM218 155V154H217ZM68 156V155H67ZM73 156V155H72ZM104 156V155H103ZM113 156H114V154H113ZM117 156V155H116ZM115 156V157H116ZM150 156H152V155H150ZM156 156V155H155ZM179 156V155H178ZM213 156H214V154H213ZM44 157V156H43ZM68 157H70V155L68 156ZM99 157H100V154H99ZM102 157V156H101ZM100 157V158H101ZM110 157H111V155H110ZM118 157V156H117ZM121 157V156H120ZM119 157V158H120ZM141 157V158H142ZM149 157V156H148ZM153 157V156H152ZM159 157H161V156H159ZM168 157V156H167ZM183 157V156H182ZM185 157H186V155H185ZM190 157H192V156H190ZM194 157V156H193ZM212 157V156H211ZM219 157V156H218ZM221 157V156H220ZM240 157V156H239ZM67 158V157H66ZM108 158V157H107ZM121 158H123V157H121ZM174 158V157H173ZM177 158H179V157H176V159ZM184 158V157H183ZM197 158H199V157H197ZM196 158V159H197ZM7 159V161H6V163L8 164V163H11L12 165H10V167H9V169L10 170H8L9 171V173H10V175H11V177L13 178V177H15V176H19V175H22L23 177H24V173L22 174V172H20V173H18L19 171H18V169H17V167H15V166H13V165H15V164H20V163H16V162H18V161H13V157H10V158H6ZM51 159V158H50ZM49 159V160H50ZM111 159H113V158H111ZM159 159V158H158ZM182 159V158H181ZM192 159V158H191ZM200 159V158H199ZM31 160V159H30ZM52 160V159H51ZM69 160V159H68ZM110 160V159H109ZM119 160V159H118ZM151 160H153V159H151ZM161 160V159H160ZM163 160V159H162ZM161 160V161H162ZM193 160V159H192ZM213 160V159H212ZM29 161V160H28ZM35 162H34V166L35 165H38V167H37V171L40 173V167L43 165L42 163L45 161V159L43 160V158L41 157V155L40 156H38V160H34ZM81 161V160H80ZM102 161H104V160H102ZM123 161V160H122ZM141 161V160H140ZM149 161V160H148ZM159 161V160H158ZM161 161H159V162H161ZM188 161H190V160H188ZM217 161V160H216ZM82 162V161H81ZM108 161L106 160V163H107ZM110 162H111V160H110ZM143 162H145V160L143 161ZM152 162V161H151ZM154 162H156V166L158 167V165H159V163H158V165H157V160L155 161L154 160ZM170 161H169V158H168V163H169ZM172 162H173V160H172ZM176 162V161H175ZM196 162V161H195ZM213 162V161H212ZM237 162V161H236ZM45 163V162H44ZM80 163V162H79ZM149 163V162H148ZM174 163V162H173ZM189 163V162H188ZM193 163H194V161H193ZM192 163V164H193ZM22 164V163H21ZM60 164V163H59ZM153 164L154 163H152L151 165V167H153ZM162 164V163H161ZM164 165H165V162L163 163ZM167 164V163H166ZM172 164V163H171ZM175 164V163H174ZM182 164V163H181ZM199 163H197L196 165H198ZM215 164V163H214ZM31 165V164H30ZM49 165V164H48ZM80 165V164H79ZM81 165H83L82 163H81ZM138 165V164H137ZM136 165V166H137ZM148 165V164H147ZM149 165H150V163H149ZM179 165V164H178ZM183 165V164H182ZM240 165V164H239ZM114 166V165H113ZM123 166H125V164L123 165ZM143 166V165H142ZM146 166V165H145ZM144 166V167H145ZM161 166V165H160ZM159 166V167H160ZM168 166V165H167ZM185 166V165H184ZM33 167V166H32ZM53 167V166H52ZM117 167V166H116ZM115 166H114V168H116ZM130 167V166H129ZM139 167H140V165H139ZM148 167V166H147ZM147 167H145V169L147 168ZM150 167V166H149ZM163 167V166H162ZM162 167H160V168H162ZM165 167H166V165H165ZM178 167V166H177ZM181 167V166H180ZM190 167V166H189ZM242 167V166H241ZM119 168H120V166H119ZM118 167H117V169H118V171H120L121 172V170L122 169H119ZM121 168H122V165H121ZM137 168H138V166H137ZM154 168V167H153ZM152 168V169H153ZM184 168H186V166L184 167ZM183 168V169H184ZM197 168H199V167H197ZM30 169V168H29ZM32 169H34V168H32ZM105 169H107V168H105ZM124 169V168H123ZM128 169V168H127ZM144 169V168H143ZM148 169H150V168H148ZM192 169V168H191ZM195 169V168H194ZM125 170V169H124ZM138 170V169H137ZM142 170V169H141ZM151 170V169H150ZM142 171L144 174V176L142 177V178H144V181L143 180H141V181H143V183H142V185L143 186H141V187H139V185H136L137 187H139V188H137V191L135 192L134 191V189H133V191L135 192V195L137 194L138 195V198L140 197V198H142V199H140V201H138L137 199H135V197L134 198H132L130 195H128V193H126V194H124L123 195V191L121 192V190H120V188L118 189V191L119 192H117V190H115V189H109L108 191H109V193H118V195H116V196H111V197H103L102 195L100 196V195H98V196H94V195H92L91 196V194L90 195H86V194H79V195H77V196H74L73 194L74 193H70L71 195H72V198L70 199V196L68 197V199L66 200V201H64V202H62V204H67V205H74V207H71V208H69V210H68V208L67 207H62V209H64V211H65V208H67V210L68 211H71V213L70 214H72V216L71 217H67V216H63L64 218H65V221H68V220H70V223H71V226H72V228H70V229H68V228H66V229H64V228H61L60 229V231H59V236H62V237H66V235H69L70 234V236L71 235H73L76 239H79V238H82V237H88V236H94V237H100V238H104V237H109V236H112V230L114 231V228H112V227H114L113 225L111 226V221H109V219L106 217V216H108V215H113L114 213L113 212H111V210H106L105 212H103L102 213V211H101V213L99 214V218L98 217H96V216H94L92 213H87V212H85V211H87V207L89 206L90 207V205L92 204V205H95L96 207H98V209L99 208H103L104 207V205L106 204V203H117V204H112L113 206H115V207H119L120 208V212H123V213H128L129 215H130V213H134L135 214V210L134 209H136L137 210V208H139V207H147L148 206V208H151L150 206L155 202L153 199H155V197H153V195H155L156 196V193L153 191V189H148L149 187H146L145 185L148 183L149 184V182L150 181H152V180H154V179H157L156 178V176H155V178L153 177L154 176V171L152 170V171ZM175 171H176V169H174ZM187 170V169H186ZM18 171V172H17ZM126 171H128V170H126ZM130 171V170H129ZM161 171V170H160ZM168 171H170V170H168ZM178 171V170H177ZM131 172H132V170H131ZM134 172V171H133ZM136 172V171H135ZM141 172V171H140ZM157 172H159V171H157ZM162 172V171H161ZM167 172V171H166ZM180 172H182V171H180ZM192 172V171H191ZM190 172V173H191ZM197 172V171H196ZM195 172V173H196ZM210 172V171H209ZM228 172H231V170L230 171H228ZM30 173V172H29ZM36 173V172H35ZM126 173V172H125ZM137 173H138V171H137ZM160 173V172H159ZM164 173V172H163ZM162 173V174H163ZM199 172H197V174H198ZM80 174V173H79ZM184 174V173H183ZM187 174H189V173H187ZM186 174V175H187ZM196 174V175H197ZM233 174V173H232ZM231 174V176H233ZM73 175V174H72ZM108 175H110V173H108ZM116 176H117V174H115ZM133 175H135V173L133 174ZM141 175V174H140ZM156 175V174H155ZM194 175V174H193ZM243 175V174H242ZM9 176V175H8ZM113 176H114V174H113ZM122 176V175H121ZM169 176V175H168ZM189 176V175H188ZM211 176V175H210ZM27 177V176H26ZM25 177V178H26ZM140 177V176H139ZM146 177H148V178H146ZM185 177V176H184ZM212 177V176H211ZM72 178H74V177H72ZM141 178V177H140ZM141 178V179H142ZM146 178V179H145ZM169 178H170V176H169ZM188 177H186V179H187ZM196 178V177H195ZM214 178V177H213ZM212 178V179H213ZM231 178V177H230ZM230 178H227V180H225V182H224V186H226V187H229L230 185H233V184H230ZM114 179V178H113ZM134 179V178H133ZM136 179H138V177L136 178ZM135 179V180H136ZM150 179V180H149ZM176 179V178H175ZM174 179V180H175ZM185 179V180H186ZM190 179V178H189ZM189 179H187L188 181H189ZM220 179V178H219ZM237 179V178H236ZM235 179V180H236ZM243 179V178H242ZM126 179H124V181H125ZM194 180V179H193ZM196 180H197V178L195 179V182H196ZM245 180V179H244ZM177 181H178V179H177ZM184 181V180H183ZM182 181V182H183ZM198 182H200L199 181V179L197 180ZM222 181V180H221ZM130 182H132V181H130ZM135 182V181H134ZM133 182V183H134ZM179 182H181V181H179ZM186 182V181H185ZM233 182H234V180H233ZM232 182V183H233ZM120 182H119V180H117V182H116V180H115V182H114V180L112 181V180H110V181H107L105 184L106 185H109V186H111V185H117L118 184V186H122V184H119ZM125 183V182H124ZM251 183V182H250ZM54 184V185H53ZM52 184V187L54 186H56V183L54 182ZM141 184V183H140ZM168 184H169V182H168ZM193 184H195V183H193ZM193 184H191V185H193ZM196 184H197V182H196ZM199 184V183H198ZM131 185V184H130ZM129 184H127V186H130ZM149 185H151V184H149ZM157 185V184H156ZM185 185V184H184ZM189 185H190V183H189ZM94 186V185H93ZM101 186L102 185H99L98 187L96 186V187H94L93 189H95V190H100V188H101ZM117 186V187H118ZM126 186V187H127ZM152 186V185H151ZM159 186V185H158ZM168 186H170V185H168ZM207 186V185H206ZM237 186V185H236ZM236 186H234V187H236ZM130 187H133V186H130ZM129 187V188H130ZM161 187V186H160ZM170 187H172V186H170ZM169 187V188H170ZM202 187V186H201ZM204 187V186H203ZM212 187V186H211ZM92 188V187H91ZM112 188H115V187H112ZM153 188H155V187H153ZM183 188V187H182ZM191 188V187H190ZM192 188H194V187H192ZM195 188H198V187H195ZM200 188V187H199ZM198 188V189H199ZM217 188V187H216ZM131 189V188H130ZM189 188H187L186 189V191L188 190ZM202 188H200V190H201ZM209 189V188H208ZM211 189V188H210ZM209 189V190H210ZM128 190V189H127ZM155 190V189H154ZM159 190V189H158ZM158 190H156L157 191V193L159 192ZM171 190V189H170ZM182 190V189H181ZM185 190V189H184ZM193 190V189H192ZM200 190H198V193H199V191ZM206 190H207V188H206ZM213 190H214V188H213ZM246 190H247V187H246ZM103 191V190H102ZM125 191V190H124ZM129 191V190H128ZM166 191V190H165ZM202 191V190H201ZM69 192V191H68ZM162 192V191H161ZM185 192V191H184ZM183 192V193H184ZM192 192V191H191ZM208 192V191H207ZM211 192V191H210ZM155 193V194H154ZM182 193V192H181ZM180 193V194H181ZM195 193V192H194ZM197 193V192H196ZM102 194V193H101ZM132 195H133V193H131ZM144 194H146V196L144 197L143 195ZM179 194V193H178ZM192 194H193V192H192ZM190 195V197L192 198V196H194V195ZM243 194V193H242ZM109 195V194H108ZM158 195H159V193H158ZM161 195V194H160ZM197 195V194H196ZM199 195V194H198ZM197 195V196H198ZM211 195H212V193H211ZM200 196V195H199ZM156 198H158V196L156 197ZM159 198H161V197H159ZM158 198V199H159ZM195 198V197H194ZM198 198V197H197ZM162 199V198H161ZM193 199V198H192ZM29 200V199H28ZM28 200H26V201H28ZM35 200V199H34ZM62 200V199H61ZM263 200L264 199H261V201L260 200H258L257 201V203H256V205H252L253 206V208L254 207H256V206H258V205H260L262 202H263ZM159 201V200H158ZM157 201V202H158ZM194 201V200H193ZM196 201L197 200H195L194 202L196 203ZM157 202H155V203H157ZM176 202V201H175ZM177 202H178V200H177ZM29 203V202H28ZM28 203H26V204H28ZM185 203V202H184ZM210 203V202H209ZM25 204V203H24ZM25 204V205H26ZM54 204L55 205H57V206H61V204H60V202H59V200H55L54 201ZM75 204H77L78 205V207L76 206L75 207ZM178 205H179V203H177ZM201 204V203H200ZM174 205V204H173ZM176 205V204H175ZM183 205V204H182ZM248 206H246V207H244L243 208V210L242 209H240V210H242L243 212L244 211H247V210H249L250 209V212L252 211V207H250V204H247ZM262 205V204H261ZM28 206V205H27ZM50 206H52V205H50ZM56 206V207H57ZM66 206V205H65ZM103 206V207H102ZM107 206V205H106ZM110 207H111V205H109ZM181 206V205H180ZM179 206V207H180ZM188 206V205H187ZM201 206V205H200ZM178 207V206H177ZM19 208H21L22 210H23V208H22V206H20ZM28 208V207H27ZM105 208V207H104ZM148 208H146V209H148ZM190 208V207H189ZM194 208V207H193ZM192 208V209H193ZM16 209V208H15ZM15 209H13V210H15ZM29 209H30V207H29ZM61 209V210H62ZM154 209V208H153ZM156 209H157V207H156ZM191 209V208H190ZM257 209V208H256ZM47 211H46V213L47 212H49V214H53V211L51 210V208H48V209H46ZM103 210V209H102ZM139 210H140V208H139ZM142 210V209H141ZM145 210V209H144ZM149 210V209H148ZM261 210V214H263V210H262V208H259V209H257V211H260ZM26 211V210H25ZM31 211V210H30ZM113 211H115V210H113ZM117 211V210H116ZM115 211V212H116ZM147 211V210H146ZM162 211V210H161ZM167 211V210H166ZM16 212H17V210H16ZM33 212V211H32ZM141 212V211H140ZM143 212V211H142ZM176 212V211H175ZM179 212H180V210H179ZM238 212V211H237ZM255 212V211H254ZM39 213V212H38ZM65 213V212H64ZM63 213V214H64ZM68 213V212H67ZM118 213V212H117ZM144 213H145V211H144ZM146 213H148V212H146ZM152 213V212H151ZM240 213H241V211H240ZM249 213V212H248ZM253 213V212H252ZM56 214V213H55ZM54 214V215H55ZM121 214V213H120ZM127 214V215H128ZM137 214V213H136ZM199 214V213H198ZM247 214V213H246ZM24 215H25V213H24ZM96 215V214H95ZM117 215V214H116ZM138 215H139V212H138ZM143 214H141V216H142ZM147 215H149V213L147 214ZM153 215H154V213H153ZM152 215V217H154ZM244 215V214H243ZM242 215V216H243ZM249 215V214H248ZM247 215V216H248ZM23 216V215H22ZM26 216V215H25ZM24 216V217H25ZM29 216V215H28ZM37 216V215H36ZM39 216V215H38ZM101 216V217H100ZM119 216V215H118ZM137 216V215H136ZM236 216V215H235ZM241 216V215H240ZM246 216V217H247ZM14 217H15V215H14ZM19 217V216H18ZM104 217H106L105 219V221H106V224H108V225H110L111 226V228L112 229H109L108 230V228L107 229H105V230H99L98 228L97 229H91L90 227H89V224H88V222L89 221H92V222H94V221H96V220H102V219H104ZM109 217V216H108ZM113 217H115V216H113ZM129 217V216H128ZM144 217V216H143ZM148 217V216H147ZM150 217V216H149ZM234 217V216H233ZM13 218V216H10V219H12ZM20 218V217H19ZM23 217H21L20 219H22ZM110 218V217H109ZM133 218H134V216H133ZM135 218H137V217H135ZM151 218V217H150ZM122 219H124L123 217H122ZM127 219V218H126ZM131 219V218H130ZM147 219V218H146ZM240 219V218H239ZM78 220H80V221H78ZM133 220V219H132ZM137 220H139V218L137 219ZM136 219H135V221H137ZM116 221V220H115ZM118 221V220H117ZM117 221H116V223H117ZM130 221V220H129ZM134 221V222H135ZM147 221V220H146ZM151 221H152V219H151ZM158 221V220H157ZM243 221V220H242ZM33 222V221H32ZM42 222V221H41ZM61 222V221H60ZM79 222H82L80 225H82V226H80V225H77V223H79ZM101 222V221H100ZM114 222V221H113ZM120 222V221H119ZM154 222H155V220H154ZM15 223V222H14ZM65 223V222H64ZM96 223V222H95ZM103 223V222H102ZM122 223V222H121ZM129 223H133V222H129ZM139 223V222H138ZM145 223V222H144ZM147 223V222H146ZM37 224H39V223H37ZM36 224V226H34V229H38L39 230V232H42L43 233V231H49V232H47V235L48 234H51V227L52 226H49L48 224H46L45 223V221L43 220V222L41 223V224H39V225H37ZM74 224V225H73ZM101 224V223H100ZM99 224V225H100ZM112 224H114V223H112ZM136 224V223H135ZM134 224V225H135ZM139 224H141V222L139 223ZM151 224H152V222H151ZM224 224V223H223ZM58 225V223L56 224V226ZM117 225V224H116ZM126 224H125V222H124V224L122 225V227L120 228V226H119V228L120 229H117V230H115V233H120V236L124 233L123 232V230H122V228H123V226H125ZM133 225V224H132ZM144 225V224H143ZM154 225H156V224H154ZM19 226V227H18ZM54 226H55V224H54ZM76 226H78V227H76ZM104 226V225H103ZM139 226H141V225H139ZM150 226V225H149ZM187 226V225H186ZM241 226V225H240ZM15 227H18L17 229L18 230H20V231H22V229L25 231L26 229L25 228H27V227H25V226H22L21 224L19 225H14V226H11L10 228H12V229H14ZM57 227H59V225L57 226ZM93 227H95V226H93ZM245 227V226H244ZM118 228V227H117ZM125 228H128V226L126 227L125 226ZM130 228V227H129ZM129 228H128V230H129ZM133 228V227H132ZM135 228H138V227H135ZM150 228V227H149ZM160 228V227H159ZM158 228V229H159ZM16 229V228H15ZM141 229H142V226H141ZM144 229H146L145 227H144ZM164 229V228H163ZM167 229H169V228H167ZM29 230V229H28ZM126 230V229H125ZM140 229H138V231H139ZM153 230H154V228H153ZM165 230V229H164ZM170 231H168V232H166V231H164V233H163V231H161V233H162V236H163V238L162 239H164V240H166L167 238H169V237H171L172 236V234H173V232L175 233V229H169ZM231 230V229H230ZM19 231V232H20ZM27 231V230H26ZM29 231H31V230H29ZM38 232V231H37ZM36 232V233H37ZM143 233H145L144 231H142ZM142 232H141V234H142ZM235 232H236V230H233V235L235 234ZM238 232V231H237ZM24 233V232H23ZM27 233V232H26ZM32 233V232H31ZM35 233V234H36ZM127 233V232H126ZM133 233V232H132ZM135 233V232H134ZM134 233H133V235H134ZM146 233H147V229H146ZM29 234V233H28ZM46 234V233H45ZM44 234V235H45ZM53 234V233H52ZM129 234H131V233H129ZM25 235L26 234H24V235H22V236H24L25 237ZM33 235V234H32ZM37 235V234H36ZM43 235V234H42ZM124 235V234H123ZM126 235V234H125ZM143 235V234H142ZM146 235V234H145ZM144 235V236H145ZM149 235V234H148ZM151 235V234H150ZM149 235V236H150ZM174 235V234H173ZM232 235V236H233ZM41 236V235H40ZM116 236V235H115ZM118 236H119V234H118ZM132 236V235H131ZM136 236H137V232H136ZM139 237V238H146L147 236H145V237ZM179 236V235H178ZM193 236V235H192ZM191 236V237H192ZM235 236V235H234ZM233 236V237H234ZM16 237H17V235H16ZM52 237V236H51ZM128 237V236H127ZM129 237H130V235H129ZM128 237V238H129ZM151 237H153V236H151ZM198 237V236H197ZM3 238V237H2ZM6 238H11V237H6ZM38 238V237H37ZM42 238V237H41ZM47 238V237H46ZM61 238V237H60ZM114 238V237H113ZM121 238H123V237H121ZM126 239V240H129V239H131V238H129V239ZM132 238H135V240H136V237H133L132 236ZM148 238V237H147ZM56 239V238H55ZM90 239V238H89ZM93 239V238H92ZM120 239V238H119ZM238 239V238H237ZM58 240V241H57ZM65 241H66V238L64 239ZM118 241V239L117 238H115V241ZM137 240H138V238H137ZM147 240V239H146ZM235 240V239H234ZM43 241V240H42ZM55 241H57V242H60V239H56ZM90 241V240H89ZM102 241V240H101ZM120 241H122V240H120ZM133 241V240H132ZM132 241H131V243H132ZM138 241H140V240H138ZM137 241V242H138ZM145 240H143V243H145L144 242ZM37 242V241H36ZM47 242H48V240H47ZM53 242V241H52ZM57 242H55V243H53V245H54V247L57 245L56 243ZM84 242H86V240L84 241ZM119 242V241H118ZM135 242V241H134ZM136 242V243H137ZM142 242V241H141ZM166 242V241H165ZM35 243V242H34ZM39 243V242H38ZM45 243H46V241H45ZM49 243H50V241H49ZM93 243V242H92ZM140 243V242H139ZM195 243V242H194ZM243 243V242H242ZM36 244V243H35ZM87 244V243H86ZM94 244V243H93ZM97 244L98 243H96V247H97ZM102 244V243H101ZM106 244V243H105ZM133 244V243H132ZM241 244V243H240ZM26 247H28V243H26ZM51 245V244H50ZM49 245V246H50ZM81 245H83L84 246V243H81ZM104 245V244H103ZM137 245H139V244H137ZM144 245V244H143ZM143 245H142V247H143ZM147 245V244H146ZM206 245V244H205ZM245 245V244H244ZM32 246V245H31ZM36 246V245H35ZM43 246V249L39 252L38 250H37V252H39V258H38V260H36V261H29L27 264H59V263H61V264H63V261L62 262H59V263H57L58 262V260H54V259H52V258H49L48 260H46L47 259V257L46 256H43V253H45V250H44V248H46V246H45V244L44 245H42ZM45 246V247H44ZM71 246H72V248H77L79 245L78 244H69L68 242H65V245H61L59 248H58V250L57 251H59V253L64 257L65 256V254H66V251L68 252V250H69V253H71V254H73L74 253V250L73 249H71ZM88 246H90L91 247V249L92 248H95V245H91V243H90V245H88ZM102 246V245H101ZM100 246V247H101ZM136 246V245H135ZM25 247V248H26ZM68 247H70V248H68ZM99 247V248H100ZM104 247V246H103ZM102 247V248H103ZM111 247H112V249H111ZM132 247H133V245H132ZM37 248V247H36ZM105 248H106V250H111V251H116V252H119V251H126V250H128L129 248H131V245H128V243L126 244V245H124V244H112V245H109V244H107V245H105ZM240 248V247H239ZM33 249V248H32ZM31 249V250H32ZM39 249V248H38ZM47 249V248H46ZM67 249V250H66ZM83 249V248H82ZM85 250H88V249H90V248H87L86 249V246H85V248H84ZM131 249H133V248H131ZM260 249H262V248H260ZM264 249V248H263ZM30 250V249H29ZM33 250H35V249H33ZM105 250V249H104ZM135 250V249H134ZM138 249H136V251H137ZM10 251H11V249H10ZM26 251H28V250H26ZM48 251V250H47ZM99 251V250H98ZM110 251V252H111ZM129 251V250H128ZM138 251H140V250H138ZM33 252V251H32ZM96 252H97V250H96ZM103 252V251H102ZM102 252H100L99 254L101 255L102 254ZM132 252V251H131ZM135 252V251H134ZM239 252V251H238ZM260 252V251H259ZM12 253H13V251H12ZM14 253H16V252H14ZM24 253V252H23ZM28 253V252H27ZM57 253V252H56ZM105 253H107V252H105ZM34 254H35V252H34ZM33 254V255H34ZM86 254V253H85ZM94 254V253H93ZM108 254V253H107ZM129 254V253H128ZM5 255V254H4ZM7 255V254H6ZM5 255V256H6ZM25 255V254H24ZM29 255V254H28ZM32 255V256H33ZM48 255H49V253H48ZM103 255H104V253H103ZM106 255V254H105ZM131 255H133V254H131ZM134 255H136V253L134 254ZM10 256V255H9ZM20 256V255H19ZM95 256V255H94ZM129 256V255H128ZM127 256V257H128ZM139 256V255H138ZM31 257V256H30ZM83 257V256H82ZM112 257V256H111ZM118 257V256H117ZM120 257V256H119ZM28 258V257H27ZM46 258V259H45ZM74 258H76V260H77V258H78V262H76L75 264H83L82 262H80L81 261V257H79V256H75ZM105 258V257H104ZM104 258H102V260L104 259ZM113 258H114V256H113ZM5 259V258H4ZM20 258H18V260H19ZM24 260L26 259V258H23ZM67 260H64V262H69V258H66ZM136 259V258H135ZM138 259V258H137ZM17 260V261H18ZM24 260H22V262L24 261ZM34 260V259H33ZM73 260V259H72ZM105 260H107V261H109L111 264H118L119 262H123V261H121V260H118L117 258L116 259H112V260H108V259H105ZM132 260H134V258H132ZM61 261V260H60ZM93 261V260H92ZM74 262V261H73ZM95 262V261H94ZM100 262H101V260H100ZM105 262V261H104ZM125 262H126V260H125ZM128 262H130V260L128 261ZM128 262H126V263H128ZM93 263V262H92ZM139 264H141L142 262L140 261V262H138ZM253 263V262H252ZM26 264V263H25ZM71 264V263H70ZM107 264H108V262H107ZM129 264H136V263H134V262H130ZM143 264V263H142Z\"/></svg>",
    "mask_w": 264,
    "mask_h": 264
}]
</instances>
